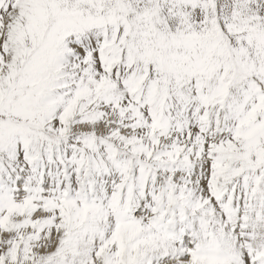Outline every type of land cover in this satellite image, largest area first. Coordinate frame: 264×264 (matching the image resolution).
<instances>
[{
    "label": "snow or ice",
    "instance_id": "obj_1",
    "mask_svg": "<svg viewBox=\"0 0 264 264\" xmlns=\"http://www.w3.org/2000/svg\"><path fill=\"white\" fill-rule=\"evenodd\" d=\"M0 264H264V0H0Z\"/></svg>",
    "mask_w": 264,
    "mask_h": 264
}]
</instances>
